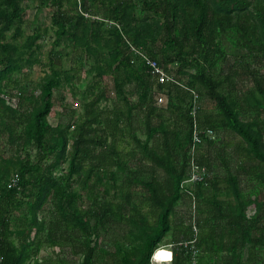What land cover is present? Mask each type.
<instances>
[{
    "label": "trees",
    "instance_id": "trees-1",
    "mask_svg": "<svg viewBox=\"0 0 264 264\" xmlns=\"http://www.w3.org/2000/svg\"><path fill=\"white\" fill-rule=\"evenodd\" d=\"M28 5L52 13L49 70L38 95L16 78L40 63L48 35L38 19L25 33ZM130 45L187 89L159 83ZM62 52L69 69L58 65ZM83 70L81 114L52 126L55 92L73 91ZM243 76L252 88L241 87ZM189 90L200 97V128L216 134L197 146L201 166L212 171L199 152L215 146L219 131L240 140L238 172L223 162L224 190L213 177L195 187V244L186 221L173 222L188 203L180 185L192 148ZM158 94L167 98L165 109ZM112 95L116 107L107 112L101 105ZM136 116L144 140L133 128ZM127 135L134 147L125 153ZM138 157L146 168H131ZM106 237L113 251L100 244ZM170 244L176 247L156 253ZM67 246L79 264H151L155 253L154 264H261L264 0H0V264H72L39 259L44 248Z\"/></svg>",
    "mask_w": 264,
    "mask_h": 264
},
{
    "label": "rangeland",
    "instance_id": "rangeland-1",
    "mask_svg": "<svg viewBox=\"0 0 264 264\" xmlns=\"http://www.w3.org/2000/svg\"><path fill=\"white\" fill-rule=\"evenodd\" d=\"M51 11L50 10H44L42 12H38L37 8L34 5H28V9L25 15V26L24 30L27 35H29L32 31V29L35 27V24L37 23L36 20L38 19L40 24L43 28H46L48 30V35L46 36V42L44 43V47L42 48L40 52V63L36 65L33 69H25L21 74L17 75L16 78L20 82V84L26 88L27 94L34 92L35 95L39 94V85L41 83L42 78L45 76V73L48 72L49 68V54L51 51V44L50 39L53 35L52 29H51ZM93 15V14H92ZM95 16V15H93ZM227 48H232V43H225ZM230 53V50H229ZM61 62H59V67L69 69L72 65V62L68 60V58L65 56V52H62L60 55ZM230 58V56H229ZM231 64H234L233 61ZM236 67V64H234ZM231 68V65L228 66L227 69ZM238 68V67H237ZM85 70H83L81 74V82H79L75 89L71 91V88H62L60 90H57L55 92V104L52 111L51 116L49 117V122L52 126H56L58 124H67L71 118L73 117V113L75 115V119L81 114L82 112V102H81V96L84 93L87 81H85ZM227 73V70H226ZM225 74V72H224ZM244 74L241 72V75ZM243 82L241 84V87L249 89L252 88V83L250 79H247L245 76H243ZM13 91L12 93H14ZM112 99L108 102H105L101 105L102 108L105 109V111L110 112L116 107L115 103V96L112 95ZM135 96H133V100H135ZM161 97L157 95L156 97V103L157 106L160 107ZM200 100V97H199ZM138 119L134 122V130L137 133V136L144 140V127L141 122V118L139 116L135 117ZM239 138L236 137L233 134H229L226 132L219 131L217 134V142L215 143V146L209 147L208 145L204 144L200 148L199 155H203L207 160L210 161L211 164V172L213 178H216L219 182L218 188L220 190H224L225 183L224 179L227 175V168L224 166V160L227 159L229 161L228 169L231 173L235 174L238 172V155H236L237 146L240 144ZM133 142L131 141L129 135L126 136L125 142L120 145L121 150L125 151V153L131 151L133 148ZM141 157H138L137 162L132 161L130 163L131 168H137V167H145L144 163L141 164L140 162ZM147 164V163H146ZM150 168L147 169L148 172ZM242 189L249 188L247 186L246 179L243 177L240 178ZM178 212L177 217L173 219L174 225L178 224V221L181 220H187L189 209H188V203L186 202L184 205L178 206ZM253 212H249V216H251ZM109 238L106 237L105 240L101 241L100 244L105 247V249L109 251H113V248L111 246V243L108 241ZM173 241V235L168 236L167 242ZM163 253V252H162ZM164 255H168L163 253ZM50 258H60L68 261L72 264H79L80 263V257L71 255V250L67 246L63 250L60 248H44L40 254L39 259H50ZM261 264H264V258L260 261Z\"/></svg>",
    "mask_w": 264,
    "mask_h": 264
},
{
    "label": "built area",
    "instance_id": "built-area-1",
    "mask_svg": "<svg viewBox=\"0 0 264 264\" xmlns=\"http://www.w3.org/2000/svg\"><path fill=\"white\" fill-rule=\"evenodd\" d=\"M79 11L81 12V7L78 8ZM82 13V12H81ZM85 18L94 20V21H102L99 17L93 16L92 14H85L82 13ZM131 50L135 55L140 56L144 62L146 63L149 73L151 76L157 78L159 83H167L171 82L173 84L180 85L182 88H186V86L183 84V82H180L178 79L175 77L171 76L168 74V72L163 68L160 67L156 61L150 59L149 57L143 55L140 51L137 49L133 48L130 45ZM192 95V111L191 115L193 116L194 122H193V136H192V148L189 154V162H188V168H187V175L184 181L180 185L181 192L186 196L187 201H188V217L186 221V224L192 228L193 234H194V240L191 242V244H195L197 242V236H198V228H197V219H198V199L195 195V187L198 185H207L208 181L212 178V173L204 166H201L197 159V146L202 142V139H207L210 141H214L216 139V134L213 130L210 128H200L199 123L197 121V115L199 111V94L195 91H191ZM12 106H16V101L12 100L11 101ZM16 185L15 181L12 180L11 186L14 187ZM187 247V243L184 244H179L177 246L181 247L183 246ZM175 244H170L167 245L166 247H161L159 248L156 253L163 248L166 249H173L175 248ZM155 253V254H156ZM153 255L151 258V264H154L156 262V255ZM198 252L197 250L193 247V256L194 260L195 257L197 256Z\"/></svg>",
    "mask_w": 264,
    "mask_h": 264
},
{
    "label": "crops",
    "instance_id": "crops-1",
    "mask_svg": "<svg viewBox=\"0 0 264 264\" xmlns=\"http://www.w3.org/2000/svg\"><path fill=\"white\" fill-rule=\"evenodd\" d=\"M162 99H161V102H162V104H161V106H160V108H162V109H165L166 107H167V98L165 97V96H163V95H161V94H158ZM157 97V96H156ZM156 99V98H155ZM138 119H136V118H134L133 119V121L135 122V121H137ZM138 122V121H137Z\"/></svg>",
    "mask_w": 264,
    "mask_h": 264
}]
</instances>
